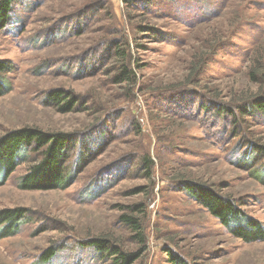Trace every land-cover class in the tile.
Here are the masks:
<instances>
[{
  "label": "rangeland",
  "instance_id": "obj_1",
  "mask_svg": "<svg viewBox=\"0 0 264 264\" xmlns=\"http://www.w3.org/2000/svg\"><path fill=\"white\" fill-rule=\"evenodd\" d=\"M124 43L129 86L115 83ZM262 57L264 0H12L0 30V60L13 67L0 138L24 128L68 135L71 179L20 189L40 159L25 151L0 183V216L23 213L0 236V264H111L87 246L96 238L133 264H169L167 250L188 264H264V240L234 237L183 188H211L264 229ZM122 215L140 225L144 250ZM49 249L58 252L45 262Z\"/></svg>",
  "mask_w": 264,
  "mask_h": 264
},
{
  "label": "trees",
  "instance_id": "obj_2",
  "mask_svg": "<svg viewBox=\"0 0 264 264\" xmlns=\"http://www.w3.org/2000/svg\"><path fill=\"white\" fill-rule=\"evenodd\" d=\"M12 0H0V30L3 29L9 22V16L11 13ZM122 43V42H120ZM120 44L119 46H121ZM129 48L128 43L123 44L124 52L118 53L121 48L115 47L116 59L120 60L122 71L120 75L115 77V83H121L126 85H134L136 82V76L130 69V55L125 52ZM125 53V55H124ZM119 54V58L117 55ZM263 58V57H262ZM264 59V58H263ZM12 63L0 60V96L5 93L4 76L10 73L12 70ZM260 75V74H258ZM250 78L255 79L254 73L250 72ZM4 82V84H3ZM8 89V88H7ZM51 101L59 103L63 101L59 93H55L49 96ZM258 100V99H256ZM262 100V99H261ZM259 100L258 102L260 103ZM61 111H70L72 101L61 102ZM261 110L264 111V100L261 104ZM71 138L64 134H48L35 129H21L16 132L5 134L0 138V183L5 181L16 169L21 160L26 155V150H33L40 155L39 162L31 164L28 168V173L20 178L18 187L20 189L31 190H52L64 187L68 180L71 179L69 175L67 178L63 173L64 164L69 159V145ZM144 163V169L147 175L151 168L150 158H146ZM243 162V159L238 162ZM243 167H247L243 165ZM183 188L190 199L197 202L204 207V210L211 216L219 220L221 225L227 229L234 237L239 238L247 243L254 241L264 240V229L254 222L249 220H243L244 217L240 210H236L231 201L219 196L211 188L194 182H183ZM23 213L19 210L7 211L6 214L0 216V227L4 225L2 231L0 230V236L5 235L7 231L9 234L13 233L18 225V221L21 219ZM120 223L126 227L131 228V231L136 234L140 245L144 244V236L141 233L140 225L136 224L133 218L122 215ZM89 247L95 249L102 255V260L105 263L111 264H133L135 258L132 255L123 253L118 243L108 241L102 238H96L89 241ZM119 246V248H118ZM142 250L145 249L141 245ZM57 249H49L41 257V260L49 261L56 253ZM169 264H188L184 259L167 250Z\"/></svg>",
  "mask_w": 264,
  "mask_h": 264
}]
</instances>
